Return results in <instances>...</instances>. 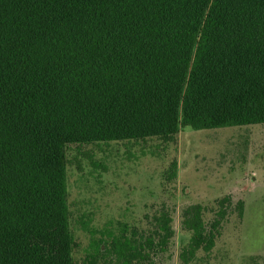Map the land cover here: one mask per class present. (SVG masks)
<instances>
[{"label":"trees","instance_id":"16d2710c","mask_svg":"<svg viewBox=\"0 0 264 264\" xmlns=\"http://www.w3.org/2000/svg\"><path fill=\"white\" fill-rule=\"evenodd\" d=\"M256 124L264 0H0V264H77L68 145ZM226 202L183 209L182 264L214 248ZM81 229L92 264H162L174 236L165 207L141 230Z\"/></svg>","mask_w":264,"mask_h":264},{"label":"rangeland","instance_id":"374dc122","mask_svg":"<svg viewBox=\"0 0 264 264\" xmlns=\"http://www.w3.org/2000/svg\"><path fill=\"white\" fill-rule=\"evenodd\" d=\"M68 207L77 264H92L91 236L125 224L141 230L165 207L174 236L162 264H182L179 255L190 233L182 227L184 208L199 204L217 211L225 203L226 221L210 253L192 264H264V124L194 131L181 128L170 140L68 145ZM243 203L242 217L236 205ZM98 264H105L100 261Z\"/></svg>","mask_w":264,"mask_h":264}]
</instances>
